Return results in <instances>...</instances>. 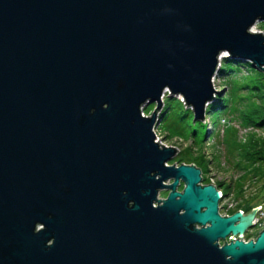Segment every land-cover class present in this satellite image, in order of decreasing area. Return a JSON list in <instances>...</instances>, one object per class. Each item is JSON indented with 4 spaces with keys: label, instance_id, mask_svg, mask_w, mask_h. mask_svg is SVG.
<instances>
[{
    "label": "water",
    "instance_id": "1",
    "mask_svg": "<svg viewBox=\"0 0 264 264\" xmlns=\"http://www.w3.org/2000/svg\"><path fill=\"white\" fill-rule=\"evenodd\" d=\"M260 21L264 0H0V264H264L259 207L222 215L153 131L165 91L205 119L221 53L264 74Z\"/></svg>",
    "mask_w": 264,
    "mask_h": 264
},
{
    "label": "trees",
    "instance_id": "2",
    "mask_svg": "<svg viewBox=\"0 0 264 264\" xmlns=\"http://www.w3.org/2000/svg\"><path fill=\"white\" fill-rule=\"evenodd\" d=\"M249 67H251L249 62H242L237 58L222 59L218 74L224 79L227 90L218 94L216 99L207 105L203 121L193 122V111L190 108H183L184 104L176 96L168 98L175 99L181 105V112L172 114V106L164 100L159 113L160 124H164L184 138L191 137L193 144L201 149L193 154L192 146L185 148L180 153L178 161L198 166L202 170V181L205 184L210 182L204 175L208 171L210 160L202 150L203 144L209 142L213 136L220 135L218 126L220 120H223L220 124L224 133L222 142L229 159H232L233 168L242 172L235 179L234 196L236 199H243V203L237 204L230 213L238 209L243 211L246 209L248 212L264 201V136L256 132V129H264V74L260 71V78L250 80L251 83L239 82L238 78L249 75L247 73ZM242 70H246L245 75L241 74ZM232 119L238 122V127L246 129L243 134H239V128L231 124ZM210 124L213 128L209 127ZM247 182L249 185H255L257 189L250 192V196H245L244 187ZM215 186L222 192V196L227 195L232 187L230 183L226 184L222 180L215 183Z\"/></svg>",
    "mask_w": 264,
    "mask_h": 264
},
{
    "label": "rangeland",
    "instance_id": "3",
    "mask_svg": "<svg viewBox=\"0 0 264 264\" xmlns=\"http://www.w3.org/2000/svg\"><path fill=\"white\" fill-rule=\"evenodd\" d=\"M251 30L253 32H261L264 34V21L256 22L251 27ZM220 56H222V58L219 59V63L222 62V59L224 57H227V53H221ZM220 56H219V58H220ZM247 73L249 74L247 77L238 78L239 82L248 81L249 83H251L252 81H250V80H255L257 78H260V76H261L260 71L255 70L252 67H249ZM241 74L245 75L246 70H242ZM263 83H264V80H263ZM213 86L217 90H225V91L227 90V86H226L224 79L218 73H217V75H215V85H213ZM167 94L168 93H166L165 99H163V101L165 100L166 103H168L170 106H172V114L180 113L181 112V105H179V103L175 99H169ZM176 97L179 100H181L182 103L184 104L183 108H189L185 105V103L183 101V97L181 95H176ZM155 106L156 105L154 103L147 104L146 106H143L141 109L142 115L150 116L151 113L154 111ZM227 117H229V116H227ZM207 120L208 119H206V121ZM232 120L233 121L231 122V124L236 126L237 128H239V134H243L246 131V129H241L240 127H238V122L234 121V119H232ZM222 123H223V120H220V124H222ZM220 124L218 126L219 127L218 130L220 131V135L219 136H213L212 138H210L209 142H206L203 144L202 150L206 154V158L210 160L209 164H208V169H207L208 171L204 173L205 177L209 178V181H210L209 183L215 185V183H218V181L222 180V181H225L226 184L230 183L232 186L229 193L225 196H222V199H221L220 204H219V211L222 215H224L225 213L231 214L230 213L231 209H235L237 204L243 203V199H241V198L236 199L234 196V191H236L235 190L236 186L234 185L235 179L238 178L242 172L238 169H234L232 166V163H231L232 159H229L227 150H226V148L222 142V140H223L222 135L224 133L222 131V128H221L222 126ZM209 127L213 128L211 124L209 125ZM153 131L155 133V141L156 142H158L159 144H162L165 147H174L178 150V151H176V154L174 155V157L165 163L166 165H172V164L179 165V164H181L178 161L179 155L187 147L192 146L194 148V149H192L193 154H196V153H198L199 150H201L200 148L197 147V145L193 144L191 137L184 138L183 136L175 134L172 129L167 128L162 123L160 124V122L153 128ZM256 132L258 134L264 136V129H256ZM196 167H198V166H196ZM201 176H202V170H201ZM201 183L205 184L203 181H201ZM209 183H206V184H209ZM244 189H245V196L246 195L250 196L249 195L250 192L257 190L255 185H253V186L249 185L248 182L245 183ZM263 194H264V188H263ZM165 195L167 196V190H161L159 192L158 196L160 198H165L166 197ZM154 205L156 206V204H154ZM238 210H242V209H238ZM244 212H247L246 209H244ZM262 229H258V228L253 227L251 233H253L254 235L255 234L257 235L259 233V231Z\"/></svg>",
    "mask_w": 264,
    "mask_h": 264
},
{
    "label": "built area",
    "instance_id": "4",
    "mask_svg": "<svg viewBox=\"0 0 264 264\" xmlns=\"http://www.w3.org/2000/svg\"><path fill=\"white\" fill-rule=\"evenodd\" d=\"M212 83H213V85H215V76L212 78ZM166 93H168V91H165L164 95L162 96V100H163L164 96L166 95ZM221 197H222V195H221ZM258 207H259V210H258V212L256 213V215H255V217L253 219V227L254 228H258V229H262L264 227V203L263 204H260ZM242 212L244 213V211H242ZM224 215H229V214H226L225 213ZM252 228L251 229H248L244 233V235L241 237V239L243 241H247L249 239H254L255 238V235L253 233H251ZM249 233H250V235L248 236ZM230 238H234L232 240H235L237 238V236L229 235L226 238V241L228 242L230 240Z\"/></svg>",
    "mask_w": 264,
    "mask_h": 264
},
{
    "label": "flooded vegetation",
    "instance_id": "5",
    "mask_svg": "<svg viewBox=\"0 0 264 264\" xmlns=\"http://www.w3.org/2000/svg\"><path fill=\"white\" fill-rule=\"evenodd\" d=\"M182 188H183V182L182 181H180L179 182V187H178V189L179 190H182ZM166 196V195H165ZM264 203V201L261 203V204H263ZM260 205V204H259ZM259 205H257V206H259ZM254 207H256V206H254ZM253 208V207H252ZM244 213H246V212H244ZM230 215V214H229ZM257 235L255 234V237H256Z\"/></svg>",
    "mask_w": 264,
    "mask_h": 264
},
{
    "label": "bare ground",
    "instance_id": "6",
    "mask_svg": "<svg viewBox=\"0 0 264 264\" xmlns=\"http://www.w3.org/2000/svg\"><path fill=\"white\" fill-rule=\"evenodd\" d=\"M223 55V54H222ZM222 58V56H220V58L219 59H221Z\"/></svg>",
    "mask_w": 264,
    "mask_h": 264
}]
</instances>
